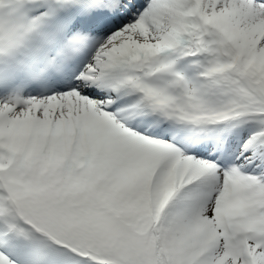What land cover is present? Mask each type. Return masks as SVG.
Returning a JSON list of instances; mask_svg holds the SVG:
<instances>
[{
    "label": "snow or ice",
    "instance_id": "obj_1",
    "mask_svg": "<svg viewBox=\"0 0 264 264\" xmlns=\"http://www.w3.org/2000/svg\"><path fill=\"white\" fill-rule=\"evenodd\" d=\"M0 264H264V0H0Z\"/></svg>",
    "mask_w": 264,
    "mask_h": 264
}]
</instances>
